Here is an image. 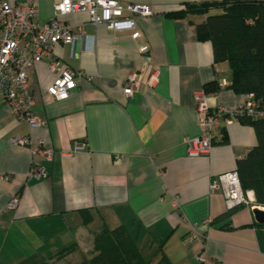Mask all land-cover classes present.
<instances>
[{"label": "crops", "instance_id": "obj_1", "mask_svg": "<svg viewBox=\"0 0 264 264\" xmlns=\"http://www.w3.org/2000/svg\"><path fill=\"white\" fill-rule=\"evenodd\" d=\"M59 1L39 0L38 20L52 19ZM123 1L152 7L151 15L136 18L137 39L131 30L93 24L86 12L60 16L74 30L84 27L74 45L59 42L54 48L62 67L82 76L67 99H56L48 93L55 78L48 60L34 63L28 80L38 125L18 119L0 95V264H37L73 243L77 249L54 264L74 255L80 262L94 233L120 225L146 259L156 258L163 245L174 264H264L253 191L251 205L217 220L228 209L223 190L211 188L257 144L254 127L222 116L211 151L188 154V140L201 132L195 92L218 84L207 96L211 107L233 108L244 95L230 86L229 63L216 62L212 43L197 36L196 23L222 10L171 13L188 3L221 0ZM143 43L150 45L149 63L138 49ZM154 69L155 86L142 84L131 96L124 94L129 73L145 81ZM15 136H29L31 145L13 143ZM41 142L54 149L51 161L33 157L31 147ZM33 160L45 167L46 177H28ZM13 198L17 204L11 207ZM83 212L91 215L86 224ZM193 224L204 238L190 239Z\"/></svg>", "mask_w": 264, "mask_h": 264}, {"label": "built area", "instance_id": "obj_2", "mask_svg": "<svg viewBox=\"0 0 264 264\" xmlns=\"http://www.w3.org/2000/svg\"><path fill=\"white\" fill-rule=\"evenodd\" d=\"M39 10V0H0V95L1 99L9 104L11 113L20 120H26L31 126L39 124L34 114V96L28 80V72L35 62L44 58L48 60L49 67L55 74L52 84L48 87V93L56 99H67L77 87L78 78L82 76V71L68 66L62 67L54 54L57 43L74 45L80 36H84L83 25H78L77 30H74L72 25L60 19L61 15L86 12L93 24L103 23L114 31L131 30L132 37L137 39L141 32L137 28L136 18L153 13L149 4L123 0H60L56 4L55 16L47 22L38 20ZM138 49L144 57V62L149 63L150 45L143 43ZM158 76L157 69H154L149 77L142 81L138 72H131L124 79L123 92L126 96H131L142 84L155 86ZM243 95V101L233 108L224 105L211 107L207 101L208 93L204 89L195 92L201 132L188 140L189 155L197 156L211 151L219 137L215 128L219 126L220 117H264L262 98L254 92H246ZM11 141L20 145H31L29 136H15ZM80 147L81 145H77V148ZM31 152L35 158L42 157L51 161L54 149L41 142L31 147ZM47 175L45 167L33 160L28 177L39 179ZM211 188L223 190L228 210L253 203L251 191L243 189L236 169L219 174ZM16 204L17 198H13L9 203L11 207ZM204 237L197 224H193L190 239ZM196 258L204 261L202 255Z\"/></svg>", "mask_w": 264, "mask_h": 264}, {"label": "trees", "instance_id": "obj_3", "mask_svg": "<svg viewBox=\"0 0 264 264\" xmlns=\"http://www.w3.org/2000/svg\"><path fill=\"white\" fill-rule=\"evenodd\" d=\"M219 8L220 13L208 14L196 23L199 40H209L213 46L216 62L227 61L232 70L231 88L236 93L254 92L262 98L264 107V0H221L203 3H188L186 8L172 15H203ZM215 82L205 84L206 93L218 91ZM240 121L254 127L257 144L237 161V171L245 191L252 190L257 205L264 206V117H240ZM225 137L222 142H227ZM240 206V205H239ZM233 209L221 214L228 217ZM87 214L86 212H83ZM91 215L85 216V224ZM215 219V220H216ZM229 223L223 225L228 227ZM257 236L264 247V224L253 222ZM160 245L156 258L146 259L123 226H103L94 233L93 246L77 264H174ZM73 243L54 256L37 264H54V261L77 249ZM154 262H153V261ZM152 261V262H151Z\"/></svg>", "mask_w": 264, "mask_h": 264}, {"label": "water", "instance_id": "obj_4", "mask_svg": "<svg viewBox=\"0 0 264 264\" xmlns=\"http://www.w3.org/2000/svg\"><path fill=\"white\" fill-rule=\"evenodd\" d=\"M252 212L255 218V221L261 224H264V209L261 208L259 205H255L252 208Z\"/></svg>", "mask_w": 264, "mask_h": 264}, {"label": "rangeland", "instance_id": "obj_5", "mask_svg": "<svg viewBox=\"0 0 264 264\" xmlns=\"http://www.w3.org/2000/svg\"><path fill=\"white\" fill-rule=\"evenodd\" d=\"M215 12L218 13L219 10H218V11H215ZM256 205H257V204H256ZM259 206H262V205H259ZM146 246H147V245H143V244L140 245V247L143 248V250H145V254H146V252H147V251H146V250H147V249H146ZM78 255H79V254H78ZM78 260H79V257L76 256V255H74V256H73L72 258H70V259L68 258V259H66V260H63V262H61L60 264H77V262H79ZM152 261H153V260H152ZM152 261H151V262H152ZM153 262H154V261H153Z\"/></svg>", "mask_w": 264, "mask_h": 264}, {"label": "bare ground", "instance_id": "obj_6", "mask_svg": "<svg viewBox=\"0 0 264 264\" xmlns=\"http://www.w3.org/2000/svg\"><path fill=\"white\" fill-rule=\"evenodd\" d=\"M263 209V208H262Z\"/></svg>", "mask_w": 264, "mask_h": 264}]
</instances>
